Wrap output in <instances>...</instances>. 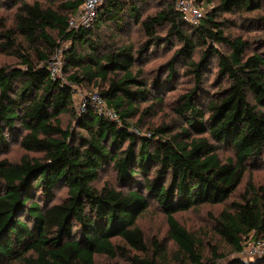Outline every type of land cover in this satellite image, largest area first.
Masks as SVG:
<instances>
[{
    "label": "trees",
    "instance_id": "obj_1",
    "mask_svg": "<svg viewBox=\"0 0 264 264\" xmlns=\"http://www.w3.org/2000/svg\"><path fill=\"white\" fill-rule=\"evenodd\" d=\"M192 1L217 2L191 24L174 0L148 14L146 0H104L91 26L70 28L82 0H9L15 10L10 23L0 19V36L20 63L0 66V154L12 144L27 154L18 162L0 159V264H95L97 255L126 257L115 238L146 252L137 220L153 204L167 215L169 234L183 252L179 264H216L222 256L214 247L213 259L205 261L196 237L175 215L228 202L248 170L264 165V50L250 52L249 41L227 31L223 17L259 11L264 0ZM241 16L249 24L264 22V16ZM134 28L143 38L138 46L123 37ZM57 38L70 42L65 77L50 70L61 48ZM175 42L173 55L148 77L141 65L151 47ZM215 60L225 85L202 101L203 74ZM183 74L195 85L175 101L181 122L154 127L149 136L133 131L153 114L154 105L141 104L162 102ZM85 84L97 88L105 110L91 100L76 110L74 87ZM65 114L71 116L66 126ZM107 168L117 186H96ZM63 188L65 198L53 202ZM214 230L235 253L264 240V184L249 181L241 201L214 218ZM131 260L154 264L139 256Z\"/></svg>",
    "mask_w": 264,
    "mask_h": 264
},
{
    "label": "rangeland",
    "instance_id": "obj_2",
    "mask_svg": "<svg viewBox=\"0 0 264 264\" xmlns=\"http://www.w3.org/2000/svg\"><path fill=\"white\" fill-rule=\"evenodd\" d=\"M164 0H146L144 5V13H152L156 9H159ZM217 1L211 4H206L205 2H200L202 9L205 13L211 10L215 6ZM15 7L9 0H0V19L4 18L8 23L12 21ZM77 14V13H76ZM73 15V17L76 16ZM223 17L229 19L227 23V31H231L235 35H240L249 41L250 52L257 49L264 50V22L255 20L253 24H249V21H244L241 15L246 17L258 18L259 16H264V6L259 11L252 13L243 14H223ZM164 34V32H160ZM105 34H107L105 30ZM125 40L131 41L138 46V43L142 41L141 34L137 33L136 28L132 30L131 35L123 36ZM3 38L0 36V66H17L20 63V58L15 51L7 50L2 47ZM58 43H61V48L53 54L58 55L57 57L62 61V71L60 72V77H65L63 72L64 66V54L67 48L70 46V42H62L57 38ZM26 47L29 46L26 44ZM178 47V43L165 45L163 47H151V53L143 61L141 65L148 74V77H153L156 75L155 70L161 69L166 61L173 55L175 49ZM35 57V53L30 49ZM199 52L196 50L193 54L194 58H198ZM178 69L183 72L184 68L181 64L177 65ZM182 75V74H180ZM202 85L200 86V95H202V101H206L209 97L213 96L218 92L224 85L225 81L221 80L217 73L216 60L210 62L208 68L205 69L203 74ZM177 80L174 81L171 90H166L162 94V102H149L142 103L141 107H148L154 105L153 114L151 116H144L142 122L139 123L138 127L132 128L137 134L150 135V129L157 127L161 124H175L181 122L180 118L176 115L174 111L175 101L178 99L179 95L188 91L195 85V81L191 76L183 74V78L178 76ZM100 95L97 88L93 85L85 84L83 86L74 87V107L76 110L82 111L81 102L93 95ZM92 102L95 106L96 104ZM103 110L106 109L105 104L103 105ZM116 119V117H111ZM63 123L66 126L70 120L71 116L65 114L62 117ZM138 117H135L132 121L137 122ZM27 154L23 149H21L17 144H12L7 152L0 154V159H8L11 162H18L23 155ZM30 155H34L29 153ZM222 155L227 157L230 155L229 151H222ZM109 182L112 186H117V181L115 173L111 168H107L103 171L101 179L96 182V186L102 187L105 182ZM251 181L255 185L264 184V165L259 167H251L245 174L244 180L238 190L231 196L230 200L223 204L217 205H203L196 209H190L188 211L177 213L175 216L180 221V223L194 236L196 237L199 245L198 250L202 253L205 261H210L213 259L212 249L215 247L217 249V254L222 255L216 264H231L235 260L242 261L244 264H264V257L262 258H251L245 252L248 250L254 242H249L245 245L243 252L235 253L232 248L215 232L214 230V218L226 207L229 206L233 201H241L242 195L245 191L247 183ZM67 195L66 189L63 188L59 190L53 202H60ZM137 224L143 229L147 242L146 252H137L132 250L127 246L124 241L120 238H115V243L121 245L125 248L126 257L118 256L114 260L108 259L104 255H97L95 258V264H133L131 260L134 256H139L142 259H149L153 261L154 264H179L180 259L183 258V252L174 243L172 237L169 234V224L167 220L166 213L158 206L154 204L151 208L142 214L138 220ZM158 244L155 245V244ZM3 264H18L14 263H3Z\"/></svg>",
    "mask_w": 264,
    "mask_h": 264
},
{
    "label": "built area",
    "instance_id": "obj_3",
    "mask_svg": "<svg viewBox=\"0 0 264 264\" xmlns=\"http://www.w3.org/2000/svg\"><path fill=\"white\" fill-rule=\"evenodd\" d=\"M83 4L78 10L75 17L69 21L70 28L89 27L94 23L99 7L104 0H82ZM176 9L181 13L183 19L191 24H198L205 16V12L201 6L196 4L192 0H174ZM54 55L50 63V70L53 77L59 76L62 71V61ZM60 77V76H59ZM88 100L93 101L96 106L102 109L104 103L102 102L100 95H93L87 97L81 102L82 109H84ZM106 114L110 117H115V113L112 110H106ZM251 258L264 257V240L254 242L251 247L245 252Z\"/></svg>",
    "mask_w": 264,
    "mask_h": 264
}]
</instances>
